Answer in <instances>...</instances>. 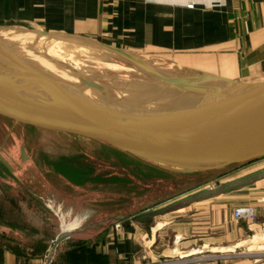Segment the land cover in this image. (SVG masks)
Returning <instances> with one entry per match:
<instances>
[{
	"label": "rangeland",
	"instance_id": "374dc122",
	"mask_svg": "<svg viewBox=\"0 0 264 264\" xmlns=\"http://www.w3.org/2000/svg\"><path fill=\"white\" fill-rule=\"evenodd\" d=\"M0 28L32 32L29 34L45 32ZM45 33L48 35L46 38L49 39L38 36L39 40L35 44H30L29 48L42 56L45 54V58L63 67L72 77L80 78L83 83L84 81L95 83L96 87H93V91L96 100L119 108H123L119 103L122 100L127 103L134 102L135 105L131 107L133 109L156 110L178 107L180 100L192 97L193 92H186L165 83L160 77L194 79L198 77L194 72L197 70L201 74L222 77L228 75L231 78H226L239 81L264 79V64L240 62V56H234L229 61L216 60V62L212 60L214 56L204 52L121 49L113 51L109 50L111 47L106 49L80 37ZM58 41L61 45L56 46ZM207 82L204 81L203 86H207L204 85ZM119 90L121 91L118 92ZM90 91L92 94V90ZM131 94L141 95L129 99ZM37 132L40 131H28L23 127L0 121V155L11 167V170L7 168L5 170L0 162V235H5V237L0 236V242L13 251L41 255L48 259V264H73L64 259L65 252L75 242L87 241L90 245L94 243L89 247L92 253L88 252L89 255H86L87 252L82 251L80 257L83 262L77 264H112L106 246L111 241L110 227L111 232L115 231V219L127 215L130 217L139 212L147 213L144 219L154 215L162 216L194 200L207 198L212 192L208 188L214 187L215 182H225L226 179L238 175V172L222 175L225 173L222 171L161 178L144 182L128 195H121L113 190L94 191L91 186H102L94 183L74 187L62 177L52 173L48 162L59 158L70 159L78 153L92 156L96 152L90 144L94 143ZM74 142L86 145L79 146ZM21 147L24 148L26 155L24 160L21 158ZM89 161L95 164L98 172H108L105 164L99 163L97 158L94 157ZM261 189L264 190V185H261ZM262 203L264 206V199ZM239 207L252 208L258 217L254 206L242 205L235 208ZM165 219L180 223V212L167 214ZM157 220L161 222L160 218ZM239 221L247 224L255 223L245 219ZM258 221L259 228L253 229L250 239L257 237L256 235L262 236L264 212L261 220L258 217ZM63 229L70 230L65 232L64 238L54 246L53 241L60 236ZM80 230L84 231L82 241L77 239L80 237L70 239L69 236H75L73 233ZM162 236L170 244L174 240L170 231L162 233ZM85 238L88 240H84ZM253 246L264 247V243L257 241ZM145 255L143 254L141 259L143 264H147ZM87 256L89 258L86 260ZM165 263L167 262H161V264Z\"/></svg>",
	"mask_w": 264,
	"mask_h": 264
},
{
	"label": "crops",
	"instance_id": "0c3cea01",
	"mask_svg": "<svg viewBox=\"0 0 264 264\" xmlns=\"http://www.w3.org/2000/svg\"><path fill=\"white\" fill-rule=\"evenodd\" d=\"M0 27L71 35L121 50L204 52L219 62L240 56V62L264 64V0H0ZM234 172L236 177L210 186L207 198L162 216L116 221L120 227H110L106 246L112 264H143V254L147 264L196 257L204 264H264V247L249 244L259 221L231 219L236 206L250 205L261 220L264 159L227 175ZM178 212L180 223L165 219ZM166 231L173 234L171 244L163 239ZM73 234L70 239L83 240L84 231ZM0 264L48 259L17 254L0 243Z\"/></svg>",
	"mask_w": 264,
	"mask_h": 264
},
{
	"label": "water",
	"instance_id": "95a60500",
	"mask_svg": "<svg viewBox=\"0 0 264 264\" xmlns=\"http://www.w3.org/2000/svg\"><path fill=\"white\" fill-rule=\"evenodd\" d=\"M194 72L198 74L194 79L160 78L186 92L213 93L210 98L198 99L194 108L150 110L133 109L134 102L130 108L108 105L68 84L44 82L0 65V121L103 145L180 174L229 171L264 158V79L239 81ZM203 80L221 88L214 92L208 82L203 86ZM246 93L249 99L240 101ZM20 150L24 160V148ZM0 162L11 170L1 155Z\"/></svg>",
	"mask_w": 264,
	"mask_h": 264
},
{
	"label": "trees",
	"instance_id": "16d2710c",
	"mask_svg": "<svg viewBox=\"0 0 264 264\" xmlns=\"http://www.w3.org/2000/svg\"><path fill=\"white\" fill-rule=\"evenodd\" d=\"M11 125V124H9ZM28 131H35L33 129H27ZM40 133V132H37ZM73 143V142H71ZM77 145H86L74 142ZM88 145V144H87ZM92 149L94 148L95 152L92 156H89L85 153H78L76 156L70 159L59 158L56 160L49 161L50 171L63 179H65L68 183L74 185V187L83 186L85 184H99L102 186H91L94 191L105 192V190H113L119 192L121 195L131 194L133 189H137L140 185H143L146 181H156L161 178H168L173 176H191V175H199L201 173H191V174H178L174 172H169L155 166L146 164L141 162L128 154L117 151L115 149L99 145V144H90ZM97 158L99 163L105 164L108 172L100 173L97 170L95 164L91 161L92 158ZM81 158V159H80ZM84 159V161H83ZM264 158H259L254 161L248 162L243 165H247L259 160H263ZM242 165V166H243ZM1 166H3L1 164ZM240 167V166H239ZM3 168L7 170L4 166ZM231 171V170H229ZM214 172H222V171H214ZM210 173V172H203ZM228 174V171L222 173V175ZM114 185V186H110ZM200 186V185H198ZM72 187V186H70ZM147 187V186H145ZM197 188V187H195ZM146 212H139L130 217L136 219L146 216ZM150 224V221H148ZM1 237H5V235H0ZM1 243V242H0ZM94 244V243H93ZM92 244V245H93ZM72 245V244H70ZM90 242L80 243L79 245L73 244L70 246L65 252L64 259H67L69 262H73V264L82 263L83 260L80 257L82 251H86V255H89L88 252L92 253V249L89 248ZM17 254H24L29 257H42L37 254H27L25 252L13 251ZM99 257V256H97ZM89 256L86 257V260ZM76 261V262H75Z\"/></svg>",
	"mask_w": 264,
	"mask_h": 264
},
{
	"label": "bare ground",
	"instance_id": "6f19581e",
	"mask_svg": "<svg viewBox=\"0 0 264 264\" xmlns=\"http://www.w3.org/2000/svg\"><path fill=\"white\" fill-rule=\"evenodd\" d=\"M46 35L47 34L44 32L41 34H38V33L29 34L27 32L10 31V30H6V29L4 30L0 28V44H1L0 45V65L8 69H11V70L12 69L20 70L22 73H26L30 75L32 78L41 80L44 82L52 80V82L55 81V82H61L64 84H68L71 87L75 88V90H77L84 96L99 102L98 99L96 100V95L94 94L95 91H93V88L86 84L88 82L84 81L83 83L82 82L83 80H80V78L72 77V75H70L69 72L65 70L63 67H61L60 65H56L52 60L45 58L44 57L45 54H43L42 56V54H37L36 52L32 51V49L29 48L30 44H33V43L35 44V42L39 40L38 36H43L44 38H46ZM46 39H49V38H46ZM57 45L58 46L61 45V42L60 43L59 41L58 43L56 42V46ZM2 47L6 49L5 53L2 52ZM198 81H201V80H198ZM208 84H210L211 87H214V92L218 91V89L221 88L219 87L220 85L217 83L208 82ZM90 90H92L93 92L92 94ZM120 91L121 90H119L118 92ZM193 94H191L192 95L191 98L185 97L186 100L185 99L180 100V107L187 106V108H194V106H196L197 104L196 101L198 99L200 101L202 100V98H204V96H207L208 98H210L209 94L212 96L213 93H208L204 95V94H198L194 92ZM139 95L141 94H138V95L131 94L129 96V99L138 98L140 97ZM250 96H251L250 94L246 93L244 94V96L240 98V101L241 99L242 100L249 99ZM119 103L122 104V107H131L133 105V104H130V101L129 103H127L125 100H122V102H119ZM256 236L257 237H254L251 243H249L251 247H253V244H255L257 241L262 242L264 240L263 235L262 236L256 235Z\"/></svg>",
	"mask_w": 264,
	"mask_h": 264
},
{
	"label": "built area",
	"instance_id": "2783aa9c",
	"mask_svg": "<svg viewBox=\"0 0 264 264\" xmlns=\"http://www.w3.org/2000/svg\"><path fill=\"white\" fill-rule=\"evenodd\" d=\"M240 219H245L248 222L258 221V217L254 213V210L252 208H248V207H245V208L239 207V208H235L233 210L232 220L233 221H239ZM262 225H263V227H262V233L261 234L264 236V224H262ZM119 227H120L119 223L116 222L114 224V229L117 230V229H119ZM64 233L65 232L62 231L60 235H63V237H64ZM53 242H54V246H55V244L57 243L56 240ZM168 264H204V258L196 257V258L179 259V260L168 262Z\"/></svg>",
	"mask_w": 264,
	"mask_h": 264
},
{
	"label": "clouds",
	"instance_id": "9594fccd",
	"mask_svg": "<svg viewBox=\"0 0 264 264\" xmlns=\"http://www.w3.org/2000/svg\"><path fill=\"white\" fill-rule=\"evenodd\" d=\"M220 3H223V0H220Z\"/></svg>",
	"mask_w": 264,
	"mask_h": 264
}]
</instances>
